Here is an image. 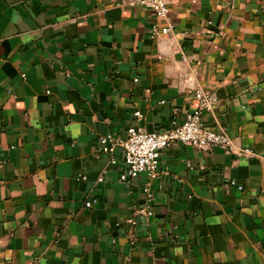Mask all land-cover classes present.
<instances>
[{"label":"crops","instance_id":"1","mask_svg":"<svg viewBox=\"0 0 264 264\" xmlns=\"http://www.w3.org/2000/svg\"><path fill=\"white\" fill-rule=\"evenodd\" d=\"M198 88L234 153L172 143L121 181L98 138L163 132ZM0 264H264V0H0Z\"/></svg>","mask_w":264,"mask_h":264},{"label":"built area","instance_id":"2","mask_svg":"<svg viewBox=\"0 0 264 264\" xmlns=\"http://www.w3.org/2000/svg\"><path fill=\"white\" fill-rule=\"evenodd\" d=\"M131 6L140 7L151 11L157 19L166 20L169 13V6L178 0H127ZM122 3L117 1L115 5ZM172 31V26L167 23L164 27L153 25L151 38H158L160 35H167ZM185 61V58H182ZM136 81V80H135ZM49 94V91L46 92ZM194 99L197 106L194 110L186 112L180 121L173 118L169 129L160 133H149L141 127L130 126L122 136L111 134L100 136L97 140V148L101 154L111 155L116 147L120 148V157L123 164V171L120 180L129 182L140 175H145L148 181L154 180L158 174L160 152L169 147L172 143H179L196 149H207L220 147L228 153H234L232 141L223 131H209L204 128L202 115L211 112L218 102L214 92L198 88L194 91ZM136 121L142 119L139 111L133 113ZM248 151H242L241 154ZM115 163L114 160L111 161ZM241 191L242 187L237 186L234 181L228 183ZM147 195L148 189L144 190ZM95 201L85 203L90 208ZM150 215V213H148Z\"/></svg>","mask_w":264,"mask_h":264}]
</instances>
